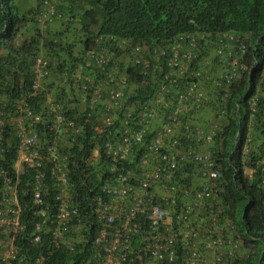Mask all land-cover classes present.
<instances>
[{
  "label": "built area",
  "instance_id": "2783aa9c",
  "mask_svg": "<svg viewBox=\"0 0 264 264\" xmlns=\"http://www.w3.org/2000/svg\"><path fill=\"white\" fill-rule=\"evenodd\" d=\"M56 16L55 3L45 1L38 21L47 26ZM226 37L216 41L217 56H224L230 47ZM205 40L204 35L183 34L168 47H151L100 37L75 63L67 79V87L76 89L84 106L81 118L66 115L50 94L46 97L52 113L47 115L34 113L26 101L8 117L0 111V264H43V256L36 260L22 254L17 242L26 235L31 244L50 243L55 250L66 249L75 259L81 257L77 244L84 242L89 216L68 185L71 168L84 148L80 140L87 135L85 127L97 140L93 154L87 159L81 156L85 163L103 157L122 165L138 149L145 151L138 175L121 173L101 189L92 207V220L96 219L99 230L90 255L78 264H247L249 254L232 231L204 236L187 222V203L197 205L219 194L216 179L220 171L208 170L215 165L212 154L196 151L201 143L214 141L216 127L205 133L178 119L188 111L187 104L199 105L204 99L198 81L207 71H192L176 96L170 95L166 84H174L178 75L187 73L185 65L198 58L199 44ZM228 40L237 41L234 37ZM137 70L140 75H151L153 82L161 76L158 86L165 85L156 94L158 108H143L135 117L123 101L130 87L128 71ZM33 73L32 96L36 97L44 92L42 82L51 77L52 69L47 60L38 57ZM229 73L226 78L230 82L235 73ZM116 109L113 117L111 112ZM122 109L126 118H136L135 127L119 128L123 127L117 124ZM156 120L160 124H155ZM180 127L193 143L181 145V141L171 139ZM201 162V175L208 183L192 194L189 202L188 188L177 180L178 173ZM47 175L51 186L46 184ZM52 194L54 200H50ZM23 198L31 205L28 220Z\"/></svg>",
  "mask_w": 264,
  "mask_h": 264
},
{
  "label": "trees",
  "instance_id": "16d2710c",
  "mask_svg": "<svg viewBox=\"0 0 264 264\" xmlns=\"http://www.w3.org/2000/svg\"><path fill=\"white\" fill-rule=\"evenodd\" d=\"M84 15L82 20V31L84 39L82 43L89 49L97 36L109 35L120 39L131 40L134 43H146L151 46L157 44L169 45L170 41L183 32H205V33H242L250 36L247 61L253 58L259 60V64L253 71L250 79L248 72L243 74V79L233 86L228 92H220L221 100L225 98L228 111L227 121H224V129L220 142L225 145L227 151L233 145V138L239 132L240 144L229 160L225 161V179L227 180L224 201L231 205L230 217L240 227L243 236L249 238L251 243L259 246L264 243V198L260 189L261 173L258 171L252 180L242 174V145L248 132V119L250 115V99L256 94L255 86L260 79L264 66V0H82ZM32 11H23L15 0H0V92L6 94L11 104L17 99L28 97L29 104L37 113L45 115L52 113L46 103L45 95L41 97H30L32 86V55H38L39 41L33 40L25 43L21 48L17 47L16 41L22 29L33 19ZM92 20H97L99 25L96 33L90 31ZM75 44L51 43L46 52L47 57L57 58L61 53L67 54L69 59H74L72 52ZM54 51V52H52ZM68 60L61 61L60 67L69 66ZM135 81L141 83L142 77L138 74ZM5 85V86H4ZM250 85V89L247 87ZM4 89V90H3ZM66 89L65 87L63 88ZM64 96L66 91L63 92ZM136 100L137 107L145 99V91H138ZM63 96L60 97L62 99ZM60 99L56 102L60 103ZM237 103L244 109L237 113ZM12 106V105H11ZM66 115L71 117L77 113L67 111ZM260 124L264 121V96L260 95L257 114ZM49 117L48 120H51ZM260 130L263 134L262 127ZM89 145V141H85ZM89 151L85 152L88 154ZM258 156L254 155L253 161ZM227 158L228 154H227ZM141 159L138 152L132 166H136ZM85 167L77 164L72 170L78 193L81 194L83 205L88 206L92 195L89 190L93 187V176L83 180ZM46 184L51 186L52 181L47 175ZM50 200H54L53 194ZM26 202L28 204H26ZM25 217L30 218L31 205L29 200L23 199ZM30 206V207H29ZM87 244H78V250L83 251L91 244L94 230L88 231ZM27 236L18 239L17 245L22 254L33 259L43 256V264H78L83 258L73 257L66 249L55 250L50 243L31 244ZM256 239V240H255ZM247 264H264L253 256Z\"/></svg>",
  "mask_w": 264,
  "mask_h": 264
},
{
  "label": "clouds",
  "instance_id": "9594fccd",
  "mask_svg": "<svg viewBox=\"0 0 264 264\" xmlns=\"http://www.w3.org/2000/svg\"><path fill=\"white\" fill-rule=\"evenodd\" d=\"M20 0H15V3L21 6V9L25 12H27L24 8H22V3L19 2ZM28 1V0H27ZM45 1H49L50 3H55L56 7V13L57 16L47 25L42 26L38 21V16L40 13V10L44 7ZM24 6V5H23ZM83 7H85V4L82 0H38V5L36 6L35 10H32L34 12L33 19H31V22L27 24H31L34 27H36L34 30V34L28 38L27 41L22 43V45L18 46L17 41L22 38V36H18L16 45L17 47H22L25 43H30L33 40H38L39 45H41L44 41L43 39H46L45 42L47 44H51L52 42L55 44L60 43H71L73 42L75 44V49L72 50L74 54V59H69L67 54L61 53V55L57 58H49L47 57V54H44L43 52H38V55L34 56L32 55L31 62L32 64V77L34 81V73H33V67L35 66L36 59L38 57H42L45 60L49 62L50 69H52V75L50 78L44 80L42 82V88L44 90L43 93L36 96V98L41 97L45 95L46 103H47V97L46 94L51 95V99L55 101L57 104H61L63 106V111L66 114L65 107L67 108V111L76 112L77 114L75 116H78L79 118L82 117V111H83V105L81 104V101L77 98V92L74 87H67L69 85V82L67 79L70 78V75L73 73L75 68V63L79 60V58L86 52L90 51L92 48L95 47L97 39L100 37H104L106 39L108 38H116L117 40H126L133 44L134 43L131 40L127 39H120L115 36H109V35H100L97 36L94 44L89 48L86 49L84 47V44L82 43V40L84 39V33L82 31V20L84 11L82 10ZM31 11V10H30ZM81 18L80 27L78 29H75L73 27L74 21H78L79 17ZM97 21V20H96ZM58 22L61 24L62 28H65L66 31H62V35H57L54 31L52 32L53 25ZM92 23V21H91ZM99 25V23H98ZM98 25L95 27L92 23L90 31L95 32L97 31ZM26 26V27H27ZM25 27V28H26ZM64 30V29H63ZM75 34V36H79V44L75 43L76 37L71 38L70 35ZM183 34H198L199 36H206L205 41H201L199 44V49L201 50L198 58L193 61V63H188L185 65L186 74L184 75H178L176 82L174 84L167 83V89L170 91V95H178L181 93V91L185 88L188 80L189 75L192 71L197 69H203L207 71L205 74V71L203 72L207 77L204 76L198 81L200 83V91L204 95V99H202V102L198 105H189L187 104L186 107L188 111H183L178 116L179 120H183L184 124L186 126H189L191 129L194 127H199L203 129L205 133H210L211 129L213 127H216V136L214 138V141L211 143H201L200 146H198L196 149L197 152L201 153L202 155L205 153H211L212 159L215 163L213 168H208L209 173L214 172V170H219L220 175L216 179V183L219 189V194L216 198L213 199H203V201L196 205L195 202L193 203H187V222H189L191 225L195 226L199 231H201L204 236H216L219 234H227L229 232H233L236 236V238L239 240L240 245L245 247V251L249 254V257L247 259V262L250 261V259L258 255V259L260 261H263L264 258V243L260 242L259 246L255 245V243H251L249 241V238H246L243 236V234L240 231L239 225H237L236 221L230 217V211H232L231 205L229 203H226L224 201V194L226 192V184L227 180L225 179V161H229L235 154L240 141H239V132H237L235 138H233V145L230 146V149L227 151V148L224 144L220 142L221 134L223 132V129L225 127L224 121H227L228 118V111L226 108V102L225 98L221 100L220 92H228L230 89L235 86V84H238L243 79V74L248 72V78L253 74L254 69L259 64V60L256 58H253L250 63L247 61V53L249 48V43L251 41V38L247 34L242 33H231V32H222V33H205V32H183L175 36L169 43V45L172 44V42L180 35ZM38 35V36H37ZM227 35L229 37H234L237 41H230L228 40L229 37L225 38V41L230 43V47L226 52L224 56H217L215 52V45L218 37ZM41 37V39H40ZM50 37V38H49ZM109 44V43H108ZM146 44V43H143ZM48 45V46H49ZM110 45V44H109ZM148 45V44H147ZM161 46H165V44H157ZM156 45V46H157ZM47 46V50L49 51V48ZM151 46V45H148ZM152 47V46H151ZM154 47V46H153ZM165 47H168L165 46ZM47 52V51H46ZM68 60L71 63H68L69 66H62L60 67V62ZM232 71V73H235L234 79H230V82L227 80L226 76L230 74L229 72ZM98 74L100 72L97 71ZM129 73V80H130V87L126 91V96L124 97L123 106L127 109L128 107L131 108L130 112L133 116L136 117V114L140 112L143 108L144 109H155L158 108V105L156 103V94L159 93L160 89L162 88L164 83L161 85V87L158 86L161 76H158L156 78V82L152 81L151 75H140V72L137 71H128ZM138 74L140 77H142L141 83H138L135 81L134 77ZM101 75V74H100ZM32 81V83H33ZM145 83V84H143ZM5 86V85H4ZM66 88L65 90L63 88ZM93 89V88H92ZM90 89L89 92L92 90ZM250 89V85L247 87V90ZM256 94L250 99V115L248 119V132L245 139V143L242 145V160H243V166H242V174L249 180H252L255 174L260 171L261 173V181H260V189L263 194L264 198V190L262 188V183L264 180V121L261 125L257 114H258V108H259V101H260V95L264 96V66L260 75V79L258 80L257 85L255 86ZM4 90V89H3ZM145 91V99L143 103L137 107L138 101L136 100V97L139 95L138 91ZM66 91V95L64 96L63 92ZM32 86L31 91L29 94V98L32 96ZM62 99H60V97ZM57 99H60V103L56 102ZM25 101L28 103V105L31 107L34 113L36 114H42L37 113L32 105L29 104L28 97L17 99L14 104H11V102L8 100V97L6 94H3L0 92V111L5 112V116L8 117V115L18 106L20 102ZM177 104V103H176ZM12 105V106H11ZM123 110V109H122ZM237 113H241L244 111L242 105L240 103H237ZM43 112V111H41ZM118 112V109L112 110L111 115L113 117L116 116V113ZM124 110L118 114V120L117 124L122 125L123 127H119L121 129H125L129 126H134L136 122L135 119H128L125 116H123ZM45 114V113H44ZM74 116V117H75ZM155 124H160V121H155ZM260 127H262L263 134L260 130ZM88 127H85V131L87 132V135L84 139H81V145L84 146L82 149V153L77 155V164H82L85 167L84 173H83V180L88 179L90 177V174L93 176L92 183L93 187L89 190V194L92 195L91 202L88 206L83 205L81 200V194L76 191L77 186L76 182L77 180L74 179L72 175V170L76 166L71 168V172L69 175V192L72 196L75 197V199L78 200L81 207L84 208V210L88 211L89 218L86 222V228L87 230L85 233H83V243L87 244L88 240V234L90 230H94V236L91 241H95L97 233H98V227L96 226V219L92 220V207L96 204L97 196L100 194L101 189L110 184L114 181V179L119 174L124 175H138L140 171V167L142 164V158H143V151H145L144 148L138 149L137 153L132 157L131 159L126 160L125 162H122V165L119 163H114L112 160L104 159L103 157L98 162H88L85 163L84 161L80 160L81 156L84 159L89 158L93 152L92 149L96 147L97 140L93 138L91 132L87 130ZM8 131L12 132V127L8 126ZM184 135V129L180 127L177 131H175L174 135L171 137V139H177L181 141V145L185 144H191L193 143L192 139H188L186 135ZM182 137V138H181ZM85 141H89V145H85ZM179 143V145H180ZM13 145L15 146L13 151H15L16 148V141L13 142ZM81 145L76 147L75 149L78 151L79 148H81ZM246 147H248V153L246 152ZM89 151L88 154H85V152ZM138 152L141 154L140 162L135 166H132L134 158L137 156ZM227 154L228 157L227 158ZM254 155L258 156L256 161H253ZM204 163L201 162L200 165L197 164H190L187 166L185 171L178 173V179L182 186H186L188 188L189 193V202L192 200V194H197L201 191L202 187L208 183V179L201 175V169L204 168ZM182 178V179H181ZM24 184V183H23ZM24 199V198H23ZM24 204V203H23ZM220 211V213H218ZM256 240V239H255ZM91 244L87 249H84L83 251H79L80 256L83 258H86L90 255V252L92 250ZM78 247V244H77ZM242 247V248H243Z\"/></svg>",
  "mask_w": 264,
  "mask_h": 264
},
{
  "label": "rangeland",
  "instance_id": "374dc122",
  "mask_svg": "<svg viewBox=\"0 0 264 264\" xmlns=\"http://www.w3.org/2000/svg\"><path fill=\"white\" fill-rule=\"evenodd\" d=\"M19 2L22 3V8H24L26 11L35 10L36 6L38 5V0H28V1L27 0H20ZM76 16L79 17L78 15H76ZM80 22H81V18L79 17L78 21H74L73 27L75 29H78L80 27ZM92 23H93V25L95 27L98 25V21H96V20H92ZM35 28L36 27H34L33 25H32V27H30V31H29V35L28 36H32L34 34V32H35L34 29ZM70 37L71 38L76 37L75 43H77V45L79 44V36H77V35L75 36V34H71ZM40 39H41V37H40ZM43 41L44 42L41 45H39V52H43L44 54H46V51L48 52L47 46L49 44H47V42H45L46 39H43ZM22 43H23V39L20 38L17 41V44H18V46H20V45H22Z\"/></svg>",
  "mask_w": 264,
  "mask_h": 264
},
{
  "label": "crops",
  "instance_id": "0c3cea01",
  "mask_svg": "<svg viewBox=\"0 0 264 264\" xmlns=\"http://www.w3.org/2000/svg\"><path fill=\"white\" fill-rule=\"evenodd\" d=\"M30 27H32L31 24H29L26 28H24V29L22 30L21 34H20V36H22L23 43H24L25 41L28 40V38H26V37H30V36H28V35H29V31H30ZM63 29H64V30H63ZM51 30H52V32L54 31L55 33H57V35H62L61 32H62V31H66L65 28H62V27H61V24L58 23V22H56V23L53 25V27H52ZM52 52H54V51H52Z\"/></svg>",
  "mask_w": 264,
  "mask_h": 264
}]
</instances>
